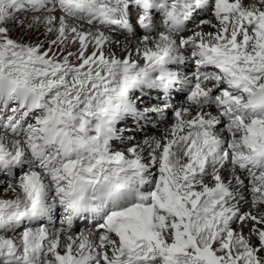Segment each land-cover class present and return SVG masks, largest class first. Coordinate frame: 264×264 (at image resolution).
Listing matches in <instances>:
<instances>
[{"label": "snow or ice", "instance_id": "1", "mask_svg": "<svg viewBox=\"0 0 264 264\" xmlns=\"http://www.w3.org/2000/svg\"><path fill=\"white\" fill-rule=\"evenodd\" d=\"M0 182V264H264V0H0Z\"/></svg>", "mask_w": 264, "mask_h": 264}, {"label": "bare ground", "instance_id": "2", "mask_svg": "<svg viewBox=\"0 0 264 264\" xmlns=\"http://www.w3.org/2000/svg\"><path fill=\"white\" fill-rule=\"evenodd\" d=\"M147 99H149V98H147ZM152 99H154V96L152 97ZM177 102L180 103V100L178 99ZM141 107H143V105ZM172 119H173V117L171 115H169L168 118H167V122L166 123H161L159 127L146 126L143 131L135 130L136 129V126L133 124V122H132L131 119H129L127 121L126 126L128 124H133L134 126L133 127H129V128H133L135 130L134 131L135 132L134 134L143 136L141 138L135 137L136 140H140L143 143L145 139L151 138V137H147L151 133V131L155 132V135H154L155 138H159L162 135V133L164 132L165 128L168 126L169 122ZM162 124H164V126H162ZM121 127H124V126H121ZM120 147L122 148L123 145H121ZM6 185H7L6 182H0V188L5 187ZM7 187H5L3 190H0V198H4V199L11 198V196H12L11 192L10 191H5V189H7Z\"/></svg>", "mask_w": 264, "mask_h": 264}, {"label": "rangeland", "instance_id": "3", "mask_svg": "<svg viewBox=\"0 0 264 264\" xmlns=\"http://www.w3.org/2000/svg\"><path fill=\"white\" fill-rule=\"evenodd\" d=\"M13 35H14V37H18L20 34L19 33H13ZM25 39H29V40H32V41H36V40H38V39H43V37L42 36H38V35H32V36H30V37H25ZM147 99V98H146ZM178 101V99L175 101L176 103H178L177 102ZM142 106V105H141ZM144 106V105H143ZM172 121V120H171ZM171 121L169 122V124L171 123ZM121 126H125V125H119V127H121ZM134 125L133 124H128L127 125V127H133ZM162 126H164V124H162ZM135 131V130H134ZM135 132H133L132 134H134ZM135 135V137H139V138H141V137H143V136H141V135H136V134H134ZM154 135H155V132H153V131H151V133L147 136V137H151V138H153L154 137ZM136 141H139L140 143H142V141H140V140H136ZM8 185H6L5 187H7ZM5 187H3V188H0V190H3Z\"/></svg>", "mask_w": 264, "mask_h": 264}]
</instances>
